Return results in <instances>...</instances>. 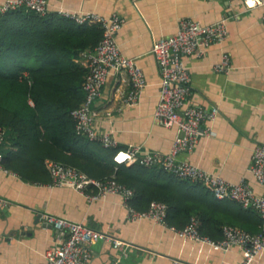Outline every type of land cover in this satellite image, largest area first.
Here are the masks:
<instances>
[{"label": "crops", "instance_id": "crops-1", "mask_svg": "<svg viewBox=\"0 0 264 264\" xmlns=\"http://www.w3.org/2000/svg\"><path fill=\"white\" fill-rule=\"evenodd\" d=\"M47 1L51 13L110 16L116 12L124 18L117 43L121 52L142 68L147 84L136 104H126L128 74L113 72L93 105L95 127L110 132L118 140L119 150L135 144L167 152L176 133L174 127L154 120L160 80L151 51L154 39L174 34L183 17L201 24L226 17L228 35L224 41L210 45L201 56L185 57L191 74L189 102L207 109L215 105L219 114L203 124L209 125L213 134L201 136L190 153L181 152L178 158L189 159L231 182L244 179L254 192L264 194V186L249 169L253 146L264 143V6L246 9L242 0ZM223 53L229 55V68L215 70L213 65ZM0 199L5 202L0 204V264L44 259V251L57 232L38 220L40 211L87 223L130 243L127 254H122L98 240L91 245L89 264L116 260L118 264H241L243 258L238 246L214 250L149 219H129L119 195L110 193L89 200L71 187L27 181L3 166ZM251 264H264V253Z\"/></svg>", "mask_w": 264, "mask_h": 264}, {"label": "built area", "instance_id": "built-area-1", "mask_svg": "<svg viewBox=\"0 0 264 264\" xmlns=\"http://www.w3.org/2000/svg\"><path fill=\"white\" fill-rule=\"evenodd\" d=\"M242 1L246 9L264 6V0ZM21 7L33 9L40 14L49 12L47 0H3L0 2V14ZM61 15L71 17L79 23L96 22L102 28L99 42L81 53L82 63L87 67L83 81L85 97L81 104L71 111V115L79 134L99 140L104 146L117 147L119 142L110 132L95 127L93 105L101 95L109 74L113 72L124 71L128 74L130 89L123 98L126 104H136L147 84L142 68L134 58L123 54L117 43V33L124 18L116 12L110 16L96 12L82 14L62 12ZM226 20V17H222L212 23L201 24L193 18L183 17L179 20L174 34L154 39L151 51L160 73L154 120L165 127H174L175 136L167 152L146 150L139 145L129 144L125 149L119 150L114 158L119 163L160 165L180 178L203 183L217 198L234 199L243 207L254 208L264 217V194L254 192L246 180L231 182L189 159L178 158L181 152L190 153L201 136L213 134L211 127L209 125L203 127V124L215 119L219 114V108L215 105L207 109L189 102L191 74L185 57L201 56L210 45L224 41L228 35ZM261 21L264 26V12ZM229 62V55L223 53L220 61L213 67L215 70H227ZM4 144V130L0 129V166ZM45 164L53 185L71 187L89 200L110 193L121 196L128 209L127 216L131 220L149 219L170 227L180 237L207 244L214 250H228L238 246L243 254L241 264H251L257 255L264 253L263 232L252 233L239 226L225 224L222 229L223 238L213 240L199 232L196 216H192L183 228L168 225L165 220L167 204L163 201L152 200L146 210L135 209L128 203V199L133 195V189L114 178L97 180L75 166L54 159H46ZM249 169L256 180L264 186V143L253 146ZM93 188L96 190L93 191ZM0 204L5 202L0 199ZM37 217L44 226L56 230V238L45 249L42 261L19 264H89L92 258L91 245L98 240H103L122 254H127L130 246L129 242L83 222L47 211L38 212ZM112 264H118V261Z\"/></svg>", "mask_w": 264, "mask_h": 264}, {"label": "trees", "instance_id": "trees-1", "mask_svg": "<svg viewBox=\"0 0 264 264\" xmlns=\"http://www.w3.org/2000/svg\"><path fill=\"white\" fill-rule=\"evenodd\" d=\"M101 36L98 23L53 12L21 7L0 14L1 165L27 181L49 182L45 160L65 161L89 177L114 178L132 188L128 203L137 210H146L152 200L165 202L170 226L183 228L196 216L199 232L213 240L223 238L225 224L264 233V217L254 208L217 198L203 183L160 165L119 163L114 158L119 147L76 131L71 111L84 100L87 73L81 53Z\"/></svg>", "mask_w": 264, "mask_h": 264}, {"label": "bare ground", "instance_id": "bare-ground-1", "mask_svg": "<svg viewBox=\"0 0 264 264\" xmlns=\"http://www.w3.org/2000/svg\"><path fill=\"white\" fill-rule=\"evenodd\" d=\"M56 15V14H55ZM7 153V152H6ZM65 162V161H64ZM87 224V223H86Z\"/></svg>", "mask_w": 264, "mask_h": 264}]
</instances>
